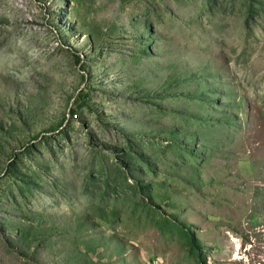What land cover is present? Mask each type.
I'll return each instance as SVG.
<instances>
[{
	"label": "rangeland",
	"instance_id": "374dc122",
	"mask_svg": "<svg viewBox=\"0 0 264 264\" xmlns=\"http://www.w3.org/2000/svg\"><path fill=\"white\" fill-rule=\"evenodd\" d=\"M0 264H264V0H0Z\"/></svg>",
	"mask_w": 264,
	"mask_h": 264
},
{
	"label": "trees",
	"instance_id": "16d2710c",
	"mask_svg": "<svg viewBox=\"0 0 264 264\" xmlns=\"http://www.w3.org/2000/svg\"><path fill=\"white\" fill-rule=\"evenodd\" d=\"M74 110L73 109H71V112H73Z\"/></svg>",
	"mask_w": 264,
	"mask_h": 264
},
{
	"label": "bare ground",
	"instance_id": "6f19581e",
	"mask_svg": "<svg viewBox=\"0 0 264 264\" xmlns=\"http://www.w3.org/2000/svg\"><path fill=\"white\" fill-rule=\"evenodd\" d=\"M237 247H238V245H237ZM236 255H237V254H236ZM235 257H237V256H235ZM235 257H234V258H235Z\"/></svg>",
	"mask_w": 264,
	"mask_h": 264
}]
</instances>
